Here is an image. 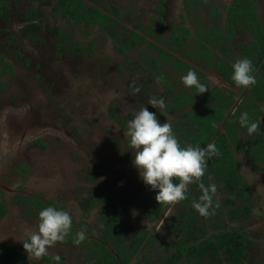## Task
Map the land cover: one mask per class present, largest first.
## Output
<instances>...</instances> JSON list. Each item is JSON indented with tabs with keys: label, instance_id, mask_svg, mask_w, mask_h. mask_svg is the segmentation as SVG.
<instances>
[{
	"label": "flooded vegetation",
	"instance_id": "1",
	"mask_svg": "<svg viewBox=\"0 0 264 264\" xmlns=\"http://www.w3.org/2000/svg\"><path fill=\"white\" fill-rule=\"evenodd\" d=\"M68 6L76 15L63 13ZM90 7L108 16L102 27L78 18ZM242 58L254 69L248 87L231 79ZM190 70L207 91L184 86ZM9 71L11 81L3 77ZM152 98L165 107L149 105ZM101 107L116 176L101 177L92 164L73 185L90 188L68 193L64 173H56L66 168L69 149L97 147L93 114ZM143 107L171 123L182 147L222 138L220 164L208 159L187 198L171 205L156 201L131 162L127 122ZM221 111L211 126V113ZM244 112L259 122L256 133L241 126ZM212 167H234L237 186ZM36 172L51 179L44 192ZM201 183L216 186L208 216L192 206ZM57 186L54 199L45 193ZM48 206L69 212L72 227L34 258L22 241ZM78 232L85 234L79 244ZM0 237V264H264V0H0Z\"/></svg>",
	"mask_w": 264,
	"mask_h": 264
},
{
	"label": "clouds",
	"instance_id": "2",
	"mask_svg": "<svg viewBox=\"0 0 264 264\" xmlns=\"http://www.w3.org/2000/svg\"><path fill=\"white\" fill-rule=\"evenodd\" d=\"M253 73L249 58L237 59L232 65L231 79L237 86L248 87L256 82ZM181 80L185 87H195L197 93L202 94L208 90L206 85L200 83L195 71L190 70ZM135 91L139 92L140 89L136 88ZM148 104L157 109L165 107L162 98L149 99ZM240 124L247 127L249 134L256 133L260 128L259 122L249 120L247 112L241 114ZM127 136L134 153L131 162L141 181L156 192L158 203L171 205L186 199L188 186L204 176L208 159L218 154L214 144L182 147L171 123H161L156 113L150 112L147 107L140 109L127 122ZM174 178H178V182ZM200 188L202 194L192 206L200 215L208 216L211 214L216 186L201 183ZM71 227L72 217L69 212L48 206L39 212L38 228L27 234V239L22 241L23 247L34 258H41L47 254L49 246L65 239ZM84 239L85 234L78 232L74 242L79 244ZM55 259L59 260V257Z\"/></svg>",
	"mask_w": 264,
	"mask_h": 264
},
{
	"label": "rangeland",
	"instance_id": "3",
	"mask_svg": "<svg viewBox=\"0 0 264 264\" xmlns=\"http://www.w3.org/2000/svg\"><path fill=\"white\" fill-rule=\"evenodd\" d=\"M43 19V17L41 18ZM47 18H45L46 20ZM12 27V31L13 32H16V28L17 26H11ZM42 35L46 34L45 32V27L42 26ZM30 50V46H28L27 44L23 47V51L25 52H29ZM12 73L9 71L8 73H5L4 74V78H7L8 80L11 81L12 79ZM72 71L70 70V72H68V76H67V81H71L72 79ZM73 80V79H72ZM101 82L104 83V80H99ZM5 91L10 94L12 92V88H8V89H5ZM6 102L7 103H10V101L8 99H6ZM106 108V107H105ZM32 110L31 109V106H27L26 108V111H29ZM105 110L103 109V107H101V111H97V112H94L93 116L94 118L97 120V126L99 128L98 130V143H97V147L94 148H91L89 149V147L87 148L86 146H89L88 143H83L84 146L81 148H78V153L77 154H74V152L72 151L73 148L69 149V151H66V168L64 169V167L62 168L61 172L60 173H56V174H61V173H64L63 174V181L66 185V188H67V191L68 193H77L81 188L85 187V183L80 185L79 187L74 188V184L76 182H83L85 180V178L89 175V172L91 170V168L93 166H91L92 164L95 165V167L99 170V172L101 173V177H108V175H111V177H115L116 175H112V172H114V168H113V154H111V157L109 158V156L107 155V152L109 151L108 150V144H110V140L108 141V137H107V134H108V123H107V118L105 117ZM88 121V120H87ZM87 121H83L82 119L79 121V125L82 124V127H85L86 129H88L89 127V123L87 124L86 122ZM94 122V124L96 123ZM90 128V127H89ZM96 128V126H95ZM94 129V127H93ZM91 130V131H94V130ZM90 136V133L89 134H83L82 137H78V141L79 140H82V141H88L90 140L89 139ZM65 138V136H64ZM66 139V138H65ZM69 139V138H67ZM70 143V142H69ZM115 146H118L117 144H114ZM112 144V146H114ZM66 146V149H68L70 146L69 145H65ZM121 147H122V144H121ZM113 149L115 150H120L119 146L118 147H112ZM95 156L96 159H94L93 157ZM106 157H108L109 159H106ZM84 159H87L88 161H91V163L89 164H85L83 162ZM82 169L85 170V173L87 174V176L85 178H81V173L83 172ZM43 174L42 172H36L35 173V176L36 178H39V180H37L38 184H39V189L41 190V192H44V188L50 184L51 182V179L48 178V177H43ZM131 176H133V172L130 173ZM75 178L74 180H70L68 181L69 178ZM33 181V180H32ZM36 181V180H35ZM90 188V186H86L85 189L88 190ZM58 186L50 191H45V193L48 195H52L51 198H55L56 195L55 194H58ZM71 189H73V191H70ZM39 190V191H40ZM12 216H9L7 219H11ZM6 224H7V221L6 220H3Z\"/></svg>",
	"mask_w": 264,
	"mask_h": 264
},
{
	"label": "trees",
	"instance_id": "4",
	"mask_svg": "<svg viewBox=\"0 0 264 264\" xmlns=\"http://www.w3.org/2000/svg\"><path fill=\"white\" fill-rule=\"evenodd\" d=\"M91 9V11H95L96 12V14L95 15H91V12H90V10L88 11V13H84V12H82V14L80 15L79 13H77V16H79L78 18H80V17H82V18H80V19H83V20H87L88 22H90L91 20H92V18H93V21L94 22H97L101 27L103 26V24H105V20H104V18L106 19L108 16L105 14V13H103L102 11H100V10H98V9H96V8H94V7H90ZM70 12H72V13H74L75 15H76V12H75V10L71 7H69L68 6V8H65V10H64V14L66 15V16H68L69 14H70ZM73 18H75L74 16H72ZM30 27H34V28H37V26L36 25H33V26H30ZM70 38V41H71V43H72V45H71V47H72V49L74 50L75 49V46H74V39L73 38H71V36L69 37ZM212 115H213V118L211 119V126L215 123V122H219V120L220 119H222V117H223V111H221L220 113H211ZM215 116V117H214ZM213 132L211 131L210 132V135L205 139V142L206 141H208V139H209V137L211 136V134H212ZM221 140H222V138L221 139H217L216 140V142L215 143H212V144H214L215 145V147L218 149V154H221V152L223 151V146H222V144H219V143H221ZM202 145H204V143H202ZM222 146V147H221ZM225 149V148H224ZM228 149V148H227ZM225 156H226V160H227V162H229L230 160L228 159V157H227V155H226V153H225ZM211 161H213V162H216L217 164H220L217 160H216V155L215 156H213L212 158H211ZM227 164H229V167L231 166V163H227ZM227 168V169H225L224 171H221V170H219V169H217V168H213V172L214 173H217V174H221V173H224L225 174V177H226V181H228V180H230V184L232 183V186H230V187H232V188H235L237 185L232 181V178L235 176V168L234 167H232V168ZM229 182V181H228ZM229 186V185H228ZM138 247V245H135V248L134 249H136ZM19 255V254H18Z\"/></svg>",
	"mask_w": 264,
	"mask_h": 264
},
{
	"label": "water",
	"instance_id": "5",
	"mask_svg": "<svg viewBox=\"0 0 264 264\" xmlns=\"http://www.w3.org/2000/svg\"><path fill=\"white\" fill-rule=\"evenodd\" d=\"M229 114H230V113L227 114L226 118L229 116ZM214 137H215V136H213V137L210 139V141L208 142V145L213 141V138H214ZM0 239H1L2 241L4 240V239L1 238V237H0ZM4 242H5V240H4Z\"/></svg>",
	"mask_w": 264,
	"mask_h": 264
}]
</instances>
